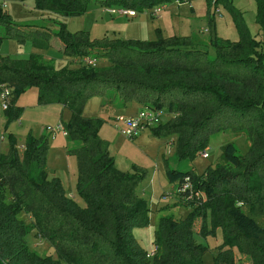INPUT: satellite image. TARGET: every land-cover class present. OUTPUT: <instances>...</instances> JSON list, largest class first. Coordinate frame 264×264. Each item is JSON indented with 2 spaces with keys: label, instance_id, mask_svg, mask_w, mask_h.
Masks as SVG:
<instances>
[{
  "label": "trees",
  "instance_id": "1",
  "mask_svg": "<svg viewBox=\"0 0 264 264\" xmlns=\"http://www.w3.org/2000/svg\"><path fill=\"white\" fill-rule=\"evenodd\" d=\"M189 0H99L108 7L139 12L163 3ZM211 1V0H210ZM257 3L261 32L253 35L241 9L224 2L240 38L217 35L210 10V44L214 54L192 35L159 36L156 40L109 38L92 40L87 31L72 32L63 24L57 32L48 27L17 24L0 8L3 38H17L45 47L54 33L72 57L96 55L106 67L79 64L56 68L40 54L17 59L0 53L2 83L11 88L6 116L21 113L18 95L38 88L42 103L68 107L72 118L64 123L80 145L69 150L77 157V192L86 202L67 193L59 176H50L48 137L30 135L21 153L12 142L8 152L0 147V264H204L208 247L196 234L208 236L219 229L223 242L213 252L214 264H237L236 254L251 264H264V0ZM92 0H35L36 6L59 15L83 14ZM118 93L119 105L137 101L144 107L172 113L167 122L152 128L155 135L178 136V158L193 159L209 144L212 133L225 129L246 132L250 146L239 155L233 142L224 146L225 164L209 166L202 174L167 167L171 182L190 181L204 195L185 218L160 216L154 232L157 252L138 242L134 229L150 220V207L138 194L143 175L119 169L100 134L101 118L83 116L94 95ZM196 193V192H195ZM187 194L180 191L177 196ZM28 214L26 222L21 213ZM200 222L199 229L197 223ZM211 226V227H210ZM47 240L56 256H42L30 247L29 234Z\"/></svg>",
  "mask_w": 264,
  "mask_h": 264
},
{
  "label": "rangeland",
  "instance_id": "2",
  "mask_svg": "<svg viewBox=\"0 0 264 264\" xmlns=\"http://www.w3.org/2000/svg\"><path fill=\"white\" fill-rule=\"evenodd\" d=\"M230 2L241 9L252 34L258 35L261 29L257 22L256 1L230 0ZM188 4L182 7L188 9L187 14L184 15L189 19V22H187L188 28L192 27L188 32L191 31L190 33L196 38H200L202 40L201 47L208 49L211 54H214V47L210 44V32L205 29L211 27L209 9L212 12L214 11L215 0H191ZM218 4L221 10L220 13H216L215 10V18L218 20V37L238 40L240 33L230 11L224 2ZM191 5L195 6L194 10L190 7ZM104 6L107 8L114 5H102L99 0H92L88 10L83 14L59 15L49 10L38 8L35 0H7V6L4 10L12 15L17 24L22 26H49L53 31L57 32L63 24L72 32L87 31L92 40L103 36L115 39L119 36L117 28L122 23L119 18L120 14L118 17V14H110L104 9L105 12L103 11ZM172 6L177 5L171 2L170 7ZM141 15H143V12ZM145 16H148L150 20L158 19L146 14ZM3 32L4 28L0 27V35ZM43 40L48 42L49 39L43 37ZM52 41L54 42L53 47H41L35 44L31 38H27L24 41L17 38H3L0 39V53L17 59H28L32 55L40 54L43 58L46 57L45 60L47 62L54 64L56 68L66 66L75 68L79 65L73 62L74 58L71 55L64 54L58 48L60 46L59 40L53 38ZM97 65L106 67L109 65V61L105 58H99ZM6 86L2 83L1 87L4 88ZM18 96L17 104L21 106L22 110L16 119L10 120L6 116L5 109H3L0 102L1 149L4 152H8L12 142H14L21 153L24 151L26 140L30 135L40 138L49 136L50 148L47 156V169L50 176H59L67 193L75 197L81 205H86L85 200L77 192V157L69 152V150L79 146L80 142L62 133H58L56 136L51 135L48 130L49 127L55 126L60 122H69L72 118L71 110L58 102H40L37 87L28 88ZM110 96L113 98L112 103L107 102V97L102 95L90 97L85 104L83 116L101 118L103 120L100 134L109 141V151L114 156L116 166L119 169L143 175L137 191L149 204L150 220L145 226L135 227L134 233L140 245L147 252H151L155 245L154 232L159 217L172 214L179 219L185 218L193 207L180 201L174 189L178 181L171 182L169 180L167 167L182 171L194 170L198 174H202L209 166L215 167L220 163H226L224 146L228 142H233L239 155L243 156L248 153L250 141L246 132L225 129L212 133L210 136L209 144L205 148L208 151V157H204L200 151L193 159H179L177 156L178 136L176 134L155 135L152 130L155 126L145 127L134 139H130L120 133L115 127L116 118L131 116L134 109H128L129 106L124 108V105H119V97L116 90L110 89ZM171 116L172 113H166L162 117L161 123L167 122ZM171 142L172 144H169ZM166 195L167 197H165ZM20 215L26 222L30 221L28 214L25 212ZM199 226L200 222L197 223V229H199ZM196 239L199 243L208 247V251L204 256V264H214L213 252H216L217 247L223 242L221 230L218 229L216 234L208 236L197 233ZM28 240L30 247L40 255H57L50 242L37 236L35 231L29 234ZM236 260L237 264H251V261L245 255L238 253L236 254Z\"/></svg>",
  "mask_w": 264,
  "mask_h": 264
},
{
  "label": "built area",
  "instance_id": "3",
  "mask_svg": "<svg viewBox=\"0 0 264 264\" xmlns=\"http://www.w3.org/2000/svg\"><path fill=\"white\" fill-rule=\"evenodd\" d=\"M179 4L188 3V1H176ZM167 3H163L160 5H156L150 9H146L142 12L150 15L154 18L161 17L163 11L167 7ZM7 6V0H0V8L5 9ZM105 10L111 14H120L126 17H135L139 11L134 8H127V7H107ZM219 7L216 9V13H220ZM208 31V30H206ZM99 61L98 56L96 55H85L83 57H74V62L77 64L89 65V66H96ZM11 88L6 86L2 87V92L0 94V102L3 109H7L10 106L11 101ZM166 114L164 110L161 109H153L150 107H144L135 115L125 116V117H118L116 118L115 127L119 130L120 133L125 135L130 139H134L138 136L142 129L147 126H157L162 122V117ZM49 133L51 135L56 136L58 133H62L65 136H68L69 133L65 128L63 122L56 124L55 126H51L48 128ZM169 144H172L169 143ZM204 157H208L207 149H204L200 152ZM175 193L183 191L187 194L181 196L180 201L185 203L186 201H193L196 203H200L203 200L204 195L202 192L195 191L193 187V183L190 181H184L183 183L177 182L174 186ZM196 192V193H195ZM167 197V195L165 196ZM179 197V196H178ZM157 252V245H154V248L151 252H148V257H153Z\"/></svg>",
  "mask_w": 264,
  "mask_h": 264
},
{
  "label": "crops",
  "instance_id": "4",
  "mask_svg": "<svg viewBox=\"0 0 264 264\" xmlns=\"http://www.w3.org/2000/svg\"><path fill=\"white\" fill-rule=\"evenodd\" d=\"M173 3L176 4L177 6L170 7L171 3H169L166 9L163 11L164 13H162L161 17L156 20H150L148 16H145L146 13L144 12H143V15H141L142 12H140L139 13L140 15L137 14L135 17H127V18L126 16L120 15L119 17V15H117L122 21L120 27L117 28L118 35H119L117 36V38H124V39L138 38V39L156 40L159 38V36H165V37H169L173 35H179V36L192 35L194 36L193 34L190 33L191 31L188 32L190 29H192V27L188 28L187 22H189V19L188 17L184 16L185 14H187L186 12H188V9L182 8L184 7L185 4L189 5L188 4L189 2L182 3V4H179L177 2H173ZM217 6L219 7V5ZM217 6L216 4H214L213 6L214 13H215ZM190 7L192 8V10L195 9L194 5H191ZM105 8L106 6H104L103 11H105L104 10ZM209 20L211 23L210 15H209ZM215 23H216V28L218 30L217 18H216ZM41 27L50 28L49 26H41ZM209 29L210 28H206L205 30H209ZM53 32L50 33L49 42L46 43L45 47H53L54 42L52 41V39L55 38L56 40H59L60 46L58 48L63 52V43L57 36L54 35ZM187 33H190V34H187ZM198 39L202 43V40L200 38ZM73 62H74V59H73ZM133 102L135 101L128 102L126 105H124V108L129 106L128 109H132V110L134 109L133 112L131 113L132 115L138 113L140 110L144 108V105L138 102L136 103H133Z\"/></svg>",
  "mask_w": 264,
  "mask_h": 264
}]
</instances>
